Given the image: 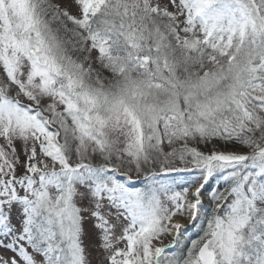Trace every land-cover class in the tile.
<instances>
[{"label":"snow or ice","instance_id":"snow-or-ice-1","mask_svg":"<svg viewBox=\"0 0 264 264\" xmlns=\"http://www.w3.org/2000/svg\"><path fill=\"white\" fill-rule=\"evenodd\" d=\"M0 264H264V0H0Z\"/></svg>","mask_w":264,"mask_h":264},{"label":"rangeland","instance_id":"rangeland-1","mask_svg":"<svg viewBox=\"0 0 264 264\" xmlns=\"http://www.w3.org/2000/svg\"><path fill=\"white\" fill-rule=\"evenodd\" d=\"M171 238H168V240H165V243L169 242Z\"/></svg>","mask_w":264,"mask_h":264}]
</instances>
